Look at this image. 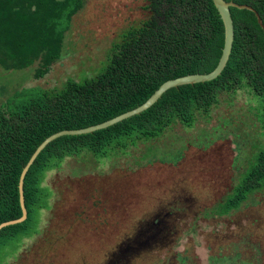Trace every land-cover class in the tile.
Returning <instances> with one entry per match:
<instances>
[{"label":"rangeland","instance_id":"obj_1","mask_svg":"<svg viewBox=\"0 0 264 264\" xmlns=\"http://www.w3.org/2000/svg\"><path fill=\"white\" fill-rule=\"evenodd\" d=\"M148 0H84L60 59L42 78L38 62L0 68V109L24 88L59 91L101 73L111 48L150 16ZM263 99L244 85L222 93L191 127L174 123L156 139L107 158H65L46 173L52 195L38 232L5 264H264V186L221 214L264 149Z\"/></svg>","mask_w":264,"mask_h":264},{"label":"trees","instance_id":"obj_2","mask_svg":"<svg viewBox=\"0 0 264 264\" xmlns=\"http://www.w3.org/2000/svg\"><path fill=\"white\" fill-rule=\"evenodd\" d=\"M230 7L234 38L229 59L212 81L166 91L146 111L94 133L63 136L36 157L23 181L26 219L0 230V264L25 238L38 232L39 215L49 209L48 171L65 158L96 159L124 152L138 142L159 138L174 123L191 127L196 113H207L222 93L246 83L261 96L264 125V0H224ZM84 0H0V68L23 70L38 62L42 78L61 57L65 33ZM149 18L128 30L111 48L105 69L83 82L67 80L58 91L24 88L0 109V224L21 217L18 182L36 148L60 131L95 126L131 111L165 82L212 72L224 46V27L212 0H148ZM258 17H257V16ZM258 18L261 24L258 23ZM264 186V149L260 150L221 214L238 209Z\"/></svg>","mask_w":264,"mask_h":264},{"label":"water","instance_id":"obj_3","mask_svg":"<svg viewBox=\"0 0 264 264\" xmlns=\"http://www.w3.org/2000/svg\"><path fill=\"white\" fill-rule=\"evenodd\" d=\"M215 8L217 9L220 19L222 20L223 27H224V46L222 49V54L220 56L219 62L216 66V68L208 73V74H194V75H187L184 77H179L173 80H169L165 83H163L149 98L146 102H144L139 107L128 111L126 113H123L113 119H110L106 122H103L101 124L91 126L85 129L80 130H70V131H60L55 134H52L48 138H46L34 151V153L31 155L30 159L28 160L27 164L24 166V168L21 171L19 182H18V192H19V204L21 208V217L16 220L4 222L0 224V230H2L5 227L20 224L26 219V209L24 206V197H23V181L25 178L26 173L28 172L30 166L33 164L36 157L40 154V152L52 141L63 137V136H75V135H83V134H89L94 133L95 131L106 129L110 126H113L119 122H122L126 119H129L133 116L139 115L142 112L146 111L148 108H150L153 104H155L158 99L169 89L177 88L181 85H193L197 83H205L214 80L217 78L221 72L223 71L224 67L226 66V63L229 59V55L232 48L233 38H234V30H233V22L231 18L230 13V7L238 8V9H244L247 8L252 11L251 8L246 6H239L232 2H225L224 0H212ZM257 16V15H256ZM258 17V16H257ZM258 23L261 24L260 19L258 18Z\"/></svg>","mask_w":264,"mask_h":264}]
</instances>
